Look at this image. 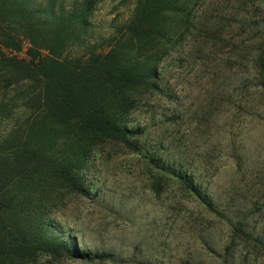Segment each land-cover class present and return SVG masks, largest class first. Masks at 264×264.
<instances>
[{"label": "rangeland", "instance_id": "rangeland-1", "mask_svg": "<svg viewBox=\"0 0 264 264\" xmlns=\"http://www.w3.org/2000/svg\"><path fill=\"white\" fill-rule=\"evenodd\" d=\"M134 6L102 0L94 39L109 38ZM196 14L163 62L162 92L142 101L129 126L144 130L142 145L192 178L212 209L178 182L153 178L122 146L101 144L85 176L92 193L65 194L48 218L80 252L111 258L40 255L35 264H264V0H205Z\"/></svg>", "mask_w": 264, "mask_h": 264}, {"label": "trees", "instance_id": "trees-1", "mask_svg": "<svg viewBox=\"0 0 264 264\" xmlns=\"http://www.w3.org/2000/svg\"><path fill=\"white\" fill-rule=\"evenodd\" d=\"M101 1L0 0V264L111 258L80 252L48 218L65 194L92 193L85 176L101 144L122 146L153 178L178 182L212 209L193 179L129 126L142 101L162 92L163 62L192 33L205 0H134L131 18L95 42Z\"/></svg>", "mask_w": 264, "mask_h": 264}]
</instances>
